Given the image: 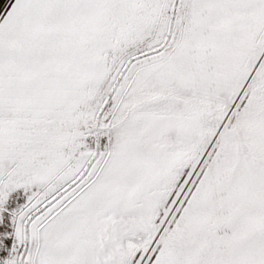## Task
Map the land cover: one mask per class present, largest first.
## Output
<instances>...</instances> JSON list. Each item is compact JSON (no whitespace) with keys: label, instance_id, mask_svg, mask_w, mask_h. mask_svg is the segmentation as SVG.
<instances>
[{"label":"snow or ice","instance_id":"6c2138e0","mask_svg":"<svg viewBox=\"0 0 264 264\" xmlns=\"http://www.w3.org/2000/svg\"><path fill=\"white\" fill-rule=\"evenodd\" d=\"M0 264H264V0H0Z\"/></svg>","mask_w":264,"mask_h":264}]
</instances>
